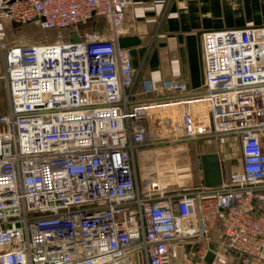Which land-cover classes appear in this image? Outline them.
<instances>
[{"label":"built area","instance_id":"built-area-1","mask_svg":"<svg viewBox=\"0 0 264 264\" xmlns=\"http://www.w3.org/2000/svg\"><path fill=\"white\" fill-rule=\"evenodd\" d=\"M127 4L0 6L7 20L43 30L110 23L108 38L94 30L77 42L69 35L0 45L8 90L0 114V264H264V26L203 32L201 88L167 79L153 96L149 78L136 91L131 51L120 46ZM174 106L181 110L169 121L175 137L238 135L241 169L217 187L181 190L162 184L160 171L146 174L144 164L156 159L147 120L153 109ZM197 165L203 178L201 158ZM185 243L200 244L196 255H180Z\"/></svg>","mask_w":264,"mask_h":264},{"label":"crops","instance_id":"crops-1","mask_svg":"<svg viewBox=\"0 0 264 264\" xmlns=\"http://www.w3.org/2000/svg\"><path fill=\"white\" fill-rule=\"evenodd\" d=\"M9 0H0V6ZM124 33L121 38L135 41L128 47L132 54L133 68L136 72V91L139 92L142 80L149 78L158 91L153 96H160L163 81L176 79L184 82L190 92L197 91L203 84V64L201 35L205 31L228 28L264 26V0H127ZM37 23V22H36ZM7 20L0 9V45L34 44L53 42L42 37L33 38L31 33L22 30L25 25ZM37 26L39 27L38 23ZM72 33L97 31L98 36H110V23L104 18H95L86 27L60 30ZM65 37L64 39H66ZM58 40V39H57ZM56 41V40H55ZM4 74V57L0 48V114L8 110V90ZM164 106V105H161ZM240 143V142H239ZM226 147L221 150H204L218 154L223 168V180L229 172L241 169L240 163L227 172ZM241 157V150H240ZM201 183H204V177ZM213 237V233H211ZM183 249L185 255H196V249ZM178 246V251L179 247ZM211 249H217L214 240L207 243ZM230 260H238L240 253L226 250Z\"/></svg>","mask_w":264,"mask_h":264},{"label":"rangeland","instance_id":"rangeland-1","mask_svg":"<svg viewBox=\"0 0 264 264\" xmlns=\"http://www.w3.org/2000/svg\"><path fill=\"white\" fill-rule=\"evenodd\" d=\"M22 30L31 33L33 38L42 37L43 40L52 41L59 39L60 36L64 39L69 33V30L64 31V33H61L60 30H43L37 26L36 22L25 25ZM153 110L152 115L147 120L149 126L148 142L149 148L153 151L151 153L155 154L156 159L150 157V162L145 163L143 168L148 170L145 173H149L150 170L160 171L162 184H169V188L177 190L200 184V168L197 165L199 155L204 150L215 149L216 146L221 150L224 145L227 149L226 158L223 161L226 164L227 172L240 163L238 135H218L197 140H184L179 136L175 137L176 134L172 131L171 122H169L180 114L181 110L178 106ZM167 170L173 171L166 173ZM189 246V250H192L199 247L200 244L199 246L196 244ZM183 249H188L187 245L181 244L179 247L180 255H185ZM186 255L190 254L187 253Z\"/></svg>","mask_w":264,"mask_h":264},{"label":"water","instance_id":"water-1","mask_svg":"<svg viewBox=\"0 0 264 264\" xmlns=\"http://www.w3.org/2000/svg\"><path fill=\"white\" fill-rule=\"evenodd\" d=\"M14 1V0H11ZM72 41H80L79 34H71ZM131 38H120V46L128 48L133 43ZM203 172H204V184L207 187H217L223 182V168L221 160L216 153H206L201 157ZM214 258V253L209 252L206 256L207 261L211 262Z\"/></svg>","mask_w":264,"mask_h":264}]
</instances>
